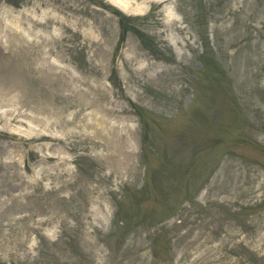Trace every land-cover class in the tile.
Returning a JSON list of instances; mask_svg holds the SVG:
<instances>
[{
    "label": "rangeland",
    "instance_id": "374dc122",
    "mask_svg": "<svg viewBox=\"0 0 264 264\" xmlns=\"http://www.w3.org/2000/svg\"><path fill=\"white\" fill-rule=\"evenodd\" d=\"M0 115V264H264V0H0Z\"/></svg>",
    "mask_w": 264,
    "mask_h": 264
},
{
    "label": "bare ground",
    "instance_id": "6f19581e",
    "mask_svg": "<svg viewBox=\"0 0 264 264\" xmlns=\"http://www.w3.org/2000/svg\"><path fill=\"white\" fill-rule=\"evenodd\" d=\"M6 117H3V115H0V123H1V121H5V123L7 124V125H12V127H14V128H17L16 126L17 125H22V121H20V120H18L17 118H15V117H11V118H9V119H5ZM11 127V126H10ZM126 135H124L123 136V138L125 139V140H127L126 139ZM34 139H38V140H42V141H44V142H46L45 143V145H44V147L45 148H48V147H50L52 144L51 143H49V142H53V141H56L54 138H51V137H46V136H44V135H42V136H40V137H34ZM52 147V146H51ZM50 149H52V148H50ZM54 149V148H53ZM126 155H127V150H124V159H123V162H126L125 161V159H126ZM57 159V157L55 156V155H49L48 156V159L50 160V161H52L53 159ZM48 160V161H49ZM14 164V163H13ZM61 165V164H60ZM60 165H58V166H56L55 167V170H58V171H61V172H64V170H62V167H59ZM2 165H1V162H0V167H1ZM45 171H47V172H50V169H48V168H46L45 169ZM0 184H1V181H0ZM14 200H15V197H14ZM1 214H2V208L0 207V217H1ZM14 252V255L16 254V252L15 251H13Z\"/></svg>",
    "mask_w": 264,
    "mask_h": 264
},
{
    "label": "trees",
    "instance_id": "16d2710c",
    "mask_svg": "<svg viewBox=\"0 0 264 264\" xmlns=\"http://www.w3.org/2000/svg\"><path fill=\"white\" fill-rule=\"evenodd\" d=\"M117 14H119V13H117ZM121 17H122V15H121ZM125 19H126V18L124 17V19H122V22L125 21ZM122 25L125 26L124 23H122ZM125 29H126V28H125ZM125 34H126V33H125ZM125 34L123 35L122 40H123V38H125Z\"/></svg>",
    "mask_w": 264,
    "mask_h": 264
}]
</instances>
